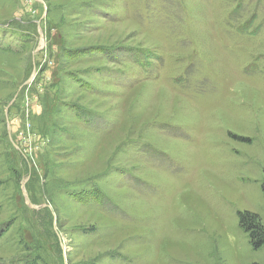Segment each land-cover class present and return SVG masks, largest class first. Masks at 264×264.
<instances>
[{"label": "rangeland", "instance_id": "obj_1", "mask_svg": "<svg viewBox=\"0 0 264 264\" xmlns=\"http://www.w3.org/2000/svg\"><path fill=\"white\" fill-rule=\"evenodd\" d=\"M264 0H0V264H264Z\"/></svg>", "mask_w": 264, "mask_h": 264}, {"label": "trees", "instance_id": "obj_2", "mask_svg": "<svg viewBox=\"0 0 264 264\" xmlns=\"http://www.w3.org/2000/svg\"><path fill=\"white\" fill-rule=\"evenodd\" d=\"M239 221L241 226H244L249 233H251L252 239L250 240L251 246L253 249H257L264 246V229L262 227L257 226L256 222L251 217H246L247 215L238 214ZM36 261L29 260L27 264H35Z\"/></svg>", "mask_w": 264, "mask_h": 264}]
</instances>
